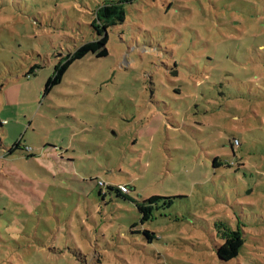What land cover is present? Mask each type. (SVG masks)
<instances>
[{
  "label": "rangeland",
  "instance_id": "374dc122",
  "mask_svg": "<svg viewBox=\"0 0 264 264\" xmlns=\"http://www.w3.org/2000/svg\"><path fill=\"white\" fill-rule=\"evenodd\" d=\"M107 1L0 0V264H264V0L126 3L47 89Z\"/></svg>",
  "mask_w": 264,
  "mask_h": 264
},
{
  "label": "trees",
  "instance_id": "16d2710c",
  "mask_svg": "<svg viewBox=\"0 0 264 264\" xmlns=\"http://www.w3.org/2000/svg\"><path fill=\"white\" fill-rule=\"evenodd\" d=\"M134 0H116V1H107L103 5L99 6L95 13V18L93 19L91 26L95 30L97 34V38L94 40H90L81 44L77 47L73 52L68 53L64 61L61 62L57 67L56 71L51 77L46 85V88L49 89L54 85H57L61 82L65 72L70 67V65L79 59L84 58L88 54H93L96 57H105L109 54L107 44L109 42V29L113 26L123 24L126 20V3H132ZM234 146V144H233ZM17 149H19V144L15 146V148L8 149L7 155L12 154ZM215 166L221 165V163L216 158L214 161ZM99 186H102L99 184ZM107 192L102 193L100 191V195L106 196L107 193H115L117 196L122 197L124 199H128V193H123L118 185L105 184ZM129 188L130 186L127 185ZM160 196H153L152 198L145 200L144 202L147 204H153L156 202ZM138 209L143 213V217L141 221L148 218L147 212L149 211L148 205H142L137 202ZM146 235H150L147 230H144ZM245 240L242 235L238 232V230H233L231 233L225 238L223 244L217 249L218 256L221 260L230 261L240 254L242 247L244 246Z\"/></svg>",
  "mask_w": 264,
  "mask_h": 264
},
{
  "label": "built area",
  "instance_id": "2783aa9c",
  "mask_svg": "<svg viewBox=\"0 0 264 264\" xmlns=\"http://www.w3.org/2000/svg\"><path fill=\"white\" fill-rule=\"evenodd\" d=\"M236 142L238 143V141L236 140ZM100 185H105L104 182H100ZM118 188L123 192V193H129L130 192V188L126 185V184H119Z\"/></svg>",
  "mask_w": 264,
  "mask_h": 264
},
{
  "label": "crops",
  "instance_id": "0c3cea01",
  "mask_svg": "<svg viewBox=\"0 0 264 264\" xmlns=\"http://www.w3.org/2000/svg\"><path fill=\"white\" fill-rule=\"evenodd\" d=\"M130 190H131V188H130Z\"/></svg>",
  "mask_w": 264,
  "mask_h": 264
}]
</instances>
